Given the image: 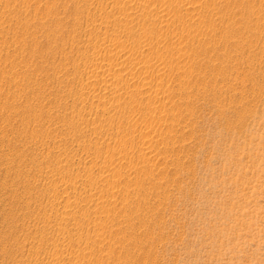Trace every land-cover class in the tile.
<instances>
[{
	"label": "rangeland",
	"instance_id": "374dc122",
	"mask_svg": "<svg viewBox=\"0 0 264 264\" xmlns=\"http://www.w3.org/2000/svg\"><path fill=\"white\" fill-rule=\"evenodd\" d=\"M0 264H264V0H0Z\"/></svg>",
	"mask_w": 264,
	"mask_h": 264
},
{
	"label": "bare ground",
	"instance_id": "6f19581e",
	"mask_svg": "<svg viewBox=\"0 0 264 264\" xmlns=\"http://www.w3.org/2000/svg\"><path fill=\"white\" fill-rule=\"evenodd\" d=\"M100 62V61H99ZM104 66V65H103ZM113 82V81H112ZM110 84V83H109Z\"/></svg>",
	"mask_w": 264,
	"mask_h": 264
}]
</instances>
